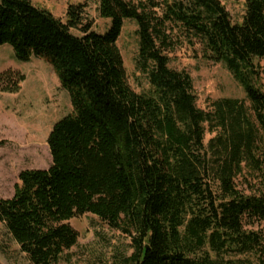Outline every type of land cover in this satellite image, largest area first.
Wrapping results in <instances>:
<instances>
[{"label": "trees", "instance_id": "trees-1", "mask_svg": "<svg viewBox=\"0 0 264 264\" xmlns=\"http://www.w3.org/2000/svg\"><path fill=\"white\" fill-rule=\"evenodd\" d=\"M98 10L111 20L104 33L82 3L62 20L0 0V44L46 59L72 106L47 135L50 166L21 170L0 197V222L31 264H58L77 243L69 221L85 214L130 238L123 264H264V0H246L240 22L220 0H98ZM126 18L151 94L127 82L116 45ZM182 47L223 63L245 99L197 107L190 75L169 66ZM24 80L5 69L0 92Z\"/></svg>", "mask_w": 264, "mask_h": 264}, {"label": "rangeland", "instance_id": "rangeland-1", "mask_svg": "<svg viewBox=\"0 0 264 264\" xmlns=\"http://www.w3.org/2000/svg\"><path fill=\"white\" fill-rule=\"evenodd\" d=\"M64 20L68 4H84V15L92 30L104 33L111 20L102 17L98 0H31ZM233 22H240L246 0H220ZM137 26L133 19H124L116 45L120 50L129 86L137 93L151 94L146 74L138 70ZM79 34L77 30H72ZM169 66L190 75L196 106L207 109L211 100L245 99L242 86L221 62L204 59L200 53L182 47L169 54ZM259 69L257 84L264 90V58L256 60ZM15 69L25 76L16 93L0 92V197L13 195L18 174L24 169H43L51 164L46 139L52 125L72 112L67 91L44 58L31 56L27 61L16 58L9 44H0V72ZM208 138V137H207ZM206 138V140H207ZM241 178L237 179L239 187ZM78 232L77 243L65 250L58 264H123V257L132 252L128 236L109 228L92 214L71 219ZM264 230V223L261 224ZM0 264H31L19 245L0 222Z\"/></svg>", "mask_w": 264, "mask_h": 264}]
</instances>
